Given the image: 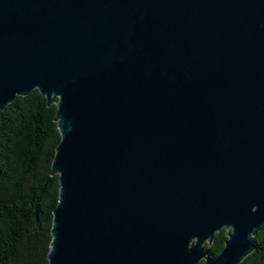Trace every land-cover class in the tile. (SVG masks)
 I'll use <instances>...</instances> for the list:
<instances>
[{
	"label": "water",
	"instance_id": "95a60500",
	"mask_svg": "<svg viewBox=\"0 0 264 264\" xmlns=\"http://www.w3.org/2000/svg\"><path fill=\"white\" fill-rule=\"evenodd\" d=\"M32 90L55 106L59 135L47 264H239L252 252L264 0H0V111Z\"/></svg>",
	"mask_w": 264,
	"mask_h": 264
},
{
	"label": "trees",
	"instance_id": "16d2710c",
	"mask_svg": "<svg viewBox=\"0 0 264 264\" xmlns=\"http://www.w3.org/2000/svg\"><path fill=\"white\" fill-rule=\"evenodd\" d=\"M54 112L55 106H46L36 90L15 97L0 111V264H47L58 197L57 176L50 175L59 141ZM225 239L222 230L214 235L211 255H217ZM239 264H264V227Z\"/></svg>",
	"mask_w": 264,
	"mask_h": 264
},
{
	"label": "rangeland",
	"instance_id": "374dc122",
	"mask_svg": "<svg viewBox=\"0 0 264 264\" xmlns=\"http://www.w3.org/2000/svg\"><path fill=\"white\" fill-rule=\"evenodd\" d=\"M222 231H223V233H224V234H226V235H227V234H228V232H229V229H222Z\"/></svg>",
	"mask_w": 264,
	"mask_h": 264
},
{
	"label": "flooded vegetation",
	"instance_id": "af4514ba",
	"mask_svg": "<svg viewBox=\"0 0 264 264\" xmlns=\"http://www.w3.org/2000/svg\"><path fill=\"white\" fill-rule=\"evenodd\" d=\"M211 244V243H210Z\"/></svg>",
	"mask_w": 264,
	"mask_h": 264
}]
</instances>
